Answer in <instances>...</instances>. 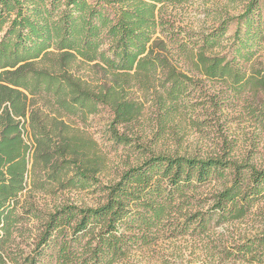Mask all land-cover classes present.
Returning a JSON list of instances; mask_svg holds the SVG:
<instances>
[{"label": "trees", "instance_id": "trees-1", "mask_svg": "<svg viewBox=\"0 0 264 264\" xmlns=\"http://www.w3.org/2000/svg\"><path fill=\"white\" fill-rule=\"evenodd\" d=\"M190 1L0 0V264H115L166 229L175 235L240 220L264 199V166L160 154L103 185L96 207L48 212L22 200L47 187L99 183L106 160L84 126L102 107L115 131L142 116L145 102L135 93L150 94L164 126L183 115L203 80L235 97L264 89L254 63L264 46V0H246L240 15L198 39L160 16L164 6ZM247 110L264 129V108ZM213 181L222 188L195 196ZM207 203L212 214L189 208ZM257 247L243 252L264 262Z\"/></svg>", "mask_w": 264, "mask_h": 264}, {"label": "rangeland", "instance_id": "rangeland-1", "mask_svg": "<svg viewBox=\"0 0 264 264\" xmlns=\"http://www.w3.org/2000/svg\"><path fill=\"white\" fill-rule=\"evenodd\" d=\"M245 4L246 0H191L179 6H164L160 16L174 24L176 31L192 32L198 39L211 33L224 19L240 15ZM235 30L236 24H232L221 40L224 51H228L232 39L227 38ZM254 63L256 68L264 70V46ZM219 86L215 81L203 80L187 98L183 115L164 126L160 124L161 114L153 96L139 92L134 96L145 102V110L129 125L119 126L114 131L113 113L105 107L90 116L85 126L75 120L76 124L84 126L96 142L98 153L105 157L104 169L95 176L99 183L85 190L47 187V190L24 193L22 200L48 212L65 204L96 207L104 201L103 185L116 182L127 169L160 154L200 158L223 156L264 166V129L247 110L250 106L264 108V89L235 97L223 95ZM212 99L218 106L213 105ZM116 135L131 142L118 143ZM222 185L218 181L208 183L195 196L209 198ZM211 204L189 208L210 212ZM164 231L158 240L134 247L125 259L115 264H264L259 259L254 260L253 254L243 252L246 244L255 243L258 247L254 254L258 257L264 253V246L257 245L264 238V199L240 220L222 224L213 220L205 230L192 225L182 234Z\"/></svg>", "mask_w": 264, "mask_h": 264}]
</instances>
